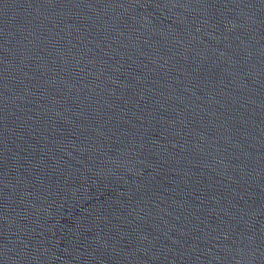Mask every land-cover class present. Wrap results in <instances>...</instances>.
<instances>
[{
	"label": "water",
	"instance_id": "water-1",
	"mask_svg": "<svg viewBox=\"0 0 264 264\" xmlns=\"http://www.w3.org/2000/svg\"><path fill=\"white\" fill-rule=\"evenodd\" d=\"M0 264H264V0H0Z\"/></svg>",
	"mask_w": 264,
	"mask_h": 264
}]
</instances>
